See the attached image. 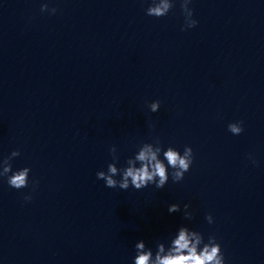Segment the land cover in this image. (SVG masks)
Instances as JSON below:
<instances>
[{"label": "clouds", "instance_id": "1", "mask_svg": "<svg viewBox=\"0 0 264 264\" xmlns=\"http://www.w3.org/2000/svg\"><path fill=\"white\" fill-rule=\"evenodd\" d=\"M175 2L176 0H151L145 10L146 14L156 18L164 17L173 9ZM191 2L192 0H180V7L185 18L182 30L193 28L198 23L193 18L194 10L189 7ZM40 10L41 12L50 11L52 14L57 11L55 8L49 9L47 3H43ZM160 105L161 102L155 100L148 104V108L155 113ZM243 130V121L228 124V131L233 135H239ZM109 152L112 162L108 163L106 170L98 171L96 176L97 179L104 181L106 187L121 190H127L130 187L142 190L149 185L162 189L168 184L170 175L172 181L178 183L184 179L185 173L190 170L194 160L193 149L190 146H185L181 153L171 145L165 148L158 137L153 138L151 142L140 143L138 150L126 160L125 166L122 167H117L119 163L117 148L113 145ZM19 155L20 151L17 149L0 159V167L3 169L0 171V177H7L8 185L17 190L28 186L31 172L29 167L13 171L12 160ZM253 163H255L254 159ZM169 169L172 170L171 173ZM30 199L31 196H25V200ZM189 207V204L183 205L185 220H191L193 216L192 212L188 211ZM168 211L169 213L179 212L181 207L174 203L169 205ZM206 219L209 224L214 222L211 214H208ZM135 250L133 264H226L221 244L214 235H209L205 242L201 232L190 229L186 225L176 230L175 234L168 239L167 246L164 240H158L155 244V252L143 240L135 244Z\"/></svg>", "mask_w": 264, "mask_h": 264}]
</instances>
